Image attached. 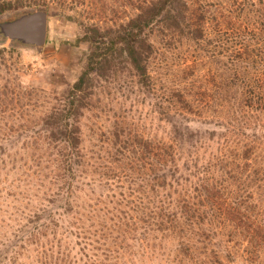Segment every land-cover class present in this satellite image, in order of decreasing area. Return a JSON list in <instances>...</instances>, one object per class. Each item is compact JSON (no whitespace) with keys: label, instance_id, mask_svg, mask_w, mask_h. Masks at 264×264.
<instances>
[{"label":"rangeland","instance_id":"374dc122","mask_svg":"<svg viewBox=\"0 0 264 264\" xmlns=\"http://www.w3.org/2000/svg\"><path fill=\"white\" fill-rule=\"evenodd\" d=\"M38 1L26 9H49L42 45L8 41L0 31V264H264V247L255 248L243 234H234L226 221L185 226L194 229L189 237H160L155 230L157 236L140 241L137 236L144 224L125 218L124 211L134 213L128 206L96 200L113 182L109 166L122 174L133 143L172 140L175 112L206 135L215 133L207 139V155L226 152L228 145V150L233 145L240 152L251 142L252 159H264V141L254 140L250 126L263 120L264 112H250L249 102H242L249 97V47L261 53L256 57L264 68V29H253L249 35L245 17L264 18V0H200L212 19L221 17L220 12L233 15L239 18L237 28L244 18L241 29H207L200 41L155 28L149 35L150 88L137 82L120 54L105 70L92 73L77 124L84 154L79 179L93 201L83 196L79 213L69 212L71 224L69 217H61V229L66 226L73 233L47 234L38 243L32 239L11 249L17 243L12 232L36 207L49 205L56 188L62 144L48 130L86 66L91 45L78 42V37L93 23L106 27L124 21L135 12L138 0ZM26 9L3 13L0 21ZM180 92L197 105L193 111L183 108ZM260 176L251 181V194L253 203L264 205V193L258 194L260 185L264 192V172ZM80 225L85 233L79 236Z\"/></svg>","mask_w":264,"mask_h":264},{"label":"trees","instance_id":"16d2710c","mask_svg":"<svg viewBox=\"0 0 264 264\" xmlns=\"http://www.w3.org/2000/svg\"><path fill=\"white\" fill-rule=\"evenodd\" d=\"M39 4L38 0H0V15ZM134 8L135 12L117 25H88L77 39L78 42L85 40L90 43L91 50L85 68L68 91L65 107L58 112V116H55L56 112L53 113L56 121L48 130L49 136L62 144L53 199H48L49 205L36 207L12 232L13 241L17 242L11 245L13 251H16L17 244L27 245L32 239L41 240V236L47 234L60 237L73 233L66 226L64 230L61 229V217L71 216L69 212L72 210L79 213V208L85 204L82 201L84 195L93 201L83 192L84 185L79 179L84 154L81 150V130L77 124V113L86 97L85 91L92 73L105 70L112 64L115 55L120 54L133 69L137 82L150 88L148 60L153 45L149 35L155 28L178 32L191 40L200 41L208 35L207 29L244 27L243 17L242 25L237 28L239 18L236 20L233 15L220 12L221 17L218 15L212 19L208 15L209 9L200 0H138ZM35 9L37 7L23 10L21 14ZM43 10L46 13L49 11L48 7ZM13 14L7 20L20 15ZM245 18L249 35L253 29H264L263 17L249 15ZM260 54L249 47V97H243L242 102H249L250 112H264V68L256 57ZM238 66L233 67L236 74ZM178 96L185 110L193 111L197 106L181 92ZM178 115L175 112V117L170 121L171 141H137L129 150L132 152L128 158L130 161L122 167V174L109 166L113 173L108 176L113 177V182L109 183L108 191L100 193L96 200L103 202L104 198L110 203L128 206L134 213L124 211L125 218L131 222L138 219L144 224L137 236L140 241L157 236L153 233L155 230L160 232V237H189L194 229L189 231L185 226L216 225L226 221L234 234H243L255 248L264 247V205L253 203L251 194V181L264 172V159H252L255 146L251 142L243 145L240 152L236 147H231L233 145L228 150V145L224 148L226 152L211 151L207 155L204 150L210 148V144H206L207 139L212 140L213 137L209 135L215 133L206 135L204 129L193 128L185 123L184 117ZM250 126L254 129V140L264 141V119L256 120ZM111 187L116 191H111ZM261 187L259 197L264 193ZM256 216L259 218L255 219ZM67 223H72L70 217ZM81 228L80 225L77 229L79 236L85 233ZM122 234L127 236L125 230ZM201 234L205 233L201 231ZM87 244L85 242L86 248Z\"/></svg>","mask_w":264,"mask_h":264},{"label":"water","instance_id":"95a60500","mask_svg":"<svg viewBox=\"0 0 264 264\" xmlns=\"http://www.w3.org/2000/svg\"><path fill=\"white\" fill-rule=\"evenodd\" d=\"M47 13L43 9L22 13L11 20L0 21V31L8 41L42 45L46 37Z\"/></svg>","mask_w":264,"mask_h":264}]
</instances>
